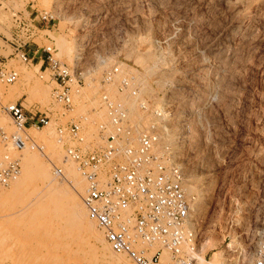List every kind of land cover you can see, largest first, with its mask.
I'll return each instance as SVG.
<instances>
[{"label":"rangeland","instance_id":"rangeland-1","mask_svg":"<svg viewBox=\"0 0 264 264\" xmlns=\"http://www.w3.org/2000/svg\"><path fill=\"white\" fill-rule=\"evenodd\" d=\"M3 5L26 19L52 11L56 20L37 30L26 52L39 58L24 63L9 44L11 13L0 9V69L19 74L15 84L0 81L2 104L19 102L30 115L51 119L48 127L27 131L41 146L28 143L21 152V175L0 186V264H133L112 252L89 216L101 242L72 220L66 178L73 168L84 195L87 186L77 164L65 159V148L76 143L57 138L58 127L74 122L95 142L97 124L108 121L102 96L121 97L117 83L103 82L104 73L118 66L138 80L150 108H166L175 117L174 123L167 118L163 145L182 166L194 199L196 253L206 260L197 264H242L246 256L252 264L264 230V0H6ZM48 47L82 78V95L70 109L55 102V83L45 72L47 64L39 63ZM129 104L131 119L149 126L150 113ZM1 130L16 131L2 109ZM4 152L0 148V158ZM41 165L49 174L38 170ZM56 167L63 168V177ZM51 190L57 192L52 199Z\"/></svg>","mask_w":264,"mask_h":264},{"label":"built area","instance_id":"built-area-1","mask_svg":"<svg viewBox=\"0 0 264 264\" xmlns=\"http://www.w3.org/2000/svg\"><path fill=\"white\" fill-rule=\"evenodd\" d=\"M5 1L0 0V9L11 13L9 44L15 57L29 63L33 59L26 50L37 30L55 22L56 16L52 11H37L26 19L22 11L4 7ZM54 51L53 47L44 49L42 53L47 57L39 63H43L41 68L47 64L45 72L55 83L52 89L55 102L70 109L82 95V78L75 68L55 58ZM18 79L14 69H0L2 83L11 85ZM103 82L117 83L121 97L102 96L108 121L97 124L95 142L88 140L85 128L78 123L57 128L59 143H76L65 148V159L77 164L85 179L83 203L89 218L103 232L111 250L133 264H195L198 233L192 225L193 198L186 192V175L181 166L168 161L159 132V126L167 118L175 122L173 113L150 108L138 80L123 74L119 66L107 70ZM131 101L150 113L149 126L131 119ZM0 109L9 115L16 129L12 134L0 131V148L5 150L0 158V186L7 187L21 175V152L28 143L36 148L41 146L27 131L46 128L51 119L47 115H30L19 102L3 105L1 97ZM10 149L20 152L19 155L13 156ZM56 173L63 177V168L56 167ZM252 264H264V230L259 234Z\"/></svg>","mask_w":264,"mask_h":264},{"label":"bare ground","instance_id":"bare-ground-1","mask_svg":"<svg viewBox=\"0 0 264 264\" xmlns=\"http://www.w3.org/2000/svg\"><path fill=\"white\" fill-rule=\"evenodd\" d=\"M207 2V1H206ZM256 9V8H255ZM193 18V17H192ZM240 26V25H239ZM244 40V39H243ZM228 42V41H227ZM219 47V46H218ZM232 47V46H231ZM237 47V46H236ZM222 49V48H221ZM224 49V48H223ZM213 51V50H212ZM233 51V50H232ZM148 55V53L146 54ZM143 56V55H142ZM148 57V56H147ZM211 57V56H210ZM150 58V57H149ZM217 58V57H216ZM147 59V58H146ZM190 59V58H189ZM213 59V58H212ZM224 59H226L224 57ZM202 60V59H201ZM200 60V61H201ZM206 60V59H205ZM198 61V60H197ZM218 61V60H217ZM222 61V60H221ZM195 62V61H194ZM139 63V62H138ZM216 64V63H215ZM218 64V63H217ZM222 65V64H221ZM224 65V64H223ZM202 66V65H201ZM215 66V65H214ZM207 67V66H206ZM234 69V68H233ZM192 71V70H191ZM215 71V70H214ZM222 71V70H221ZM197 72V71H196ZM234 72V71H233ZM209 73V72H208ZM212 73V72H211ZM231 73V72H230ZM174 74V73H173ZM191 74V73H190ZM210 74V73H209ZM217 74V73H216ZM215 74V75H216ZM221 74V73H220ZM215 77V76H214ZM200 79V78H199ZM164 82V81H163ZM165 83V82H164ZM186 85V84H185ZM223 86V85H222ZM202 87V86H201ZM225 87V86H224ZM212 88V87H211ZM227 89V88H226ZM195 93V92H194ZM206 93V92H205ZM169 97V96H168ZM194 97V96H193ZM133 106V105H132ZM159 109H162V110H167L166 108H159ZM166 121L167 119L164 121L163 125H160L159 126V132H160V136H161V142H162V146L164 148V151L165 153L167 154L168 156V161L172 164H178L180 165L174 158L173 155H171V152H169V148L165 145H163V135H162V131L164 130V126L166 124ZM182 121V119H181ZM163 126V127H162ZM56 155V154H55ZM61 159V158H60ZM72 162V161H71ZM29 163V162H28ZM30 164V163H29ZM28 165V164H27ZM29 166V165H28ZM181 166V165H180ZM182 168V166H181ZM49 169L50 168H46L44 167L43 165L39 166L38 167V170H40V172H42L43 174H49ZM78 171L80 172L79 168L77 167ZM183 169V168H182ZM74 171H72L71 175H69V180L68 178H66V180L69 182L70 184V193H69V196H70V214H71V218L72 220L76 223V225H86L87 226V230H88V233L90 235L91 238L94 239L95 242H101L102 240L99 238V235L97 233V231L95 230V228L92 226V221L88 218V212L84 206V203L82 201V199L84 198L83 196L84 195V186H83V180L80 178V175H78L77 173H75V169L73 168ZM71 171V170H70ZM184 171V170H183ZM77 172V171H76ZM52 173V172H51ZM81 173V172H80ZM53 174V173H52ZM185 174V172H184ZM82 175V173H81ZM186 175V174H185ZM83 176V175H82ZM84 178V177H83ZM85 180V179H84ZM87 186V185H86ZM185 188H186V192L187 194L190 196L189 192H188V189H187V176H186V183H185ZM51 193L52 195L50 196L52 199V196L54 194H56L57 196V192L55 190H51ZM191 197V196H190ZM55 198V195L54 197ZM194 216H195V210H194V199L192 201V207H191V217H192V220H193V223H194ZM95 223V222H94ZM96 224V223H95ZM193 227L195 228V224H192ZM97 226V225H96ZM196 229V228H195ZM103 233V232H102ZM105 239V238H104ZM106 241V240H105ZM107 243V241H106ZM107 245H109L107 243ZM211 246V245H210ZM113 252V251H112ZM114 253V252H113ZM115 254V253H114ZM117 255V254H116ZM120 256V255H118ZM218 258L219 260H221L222 258V255L220 253H218ZM124 257V256H123ZM195 258H196V263L198 262L199 260V263H204L206 260L204 257H201L199 255V253H196L195 252ZM129 260V259H128ZM252 261V256H246L243 261H242V264H250ZM198 263V264H199Z\"/></svg>","mask_w":264,"mask_h":264},{"label":"crops","instance_id":"crops-1","mask_svg":"<svg viewBox=\"0 0 264 264\" xmlns=\"http://www.w3.org/2000/svg\"><path fill=\"white\" fill-rule=\"evenodd\" d=\"M30 52H33V51L30 49ZM38 58H39V57H38ZM38 58H36V57H35V58H33V60H32V61H33V62H35V61H36V59H38Z\"/></svg>","mask_w":264,"mask_h":264}]
</instances>
